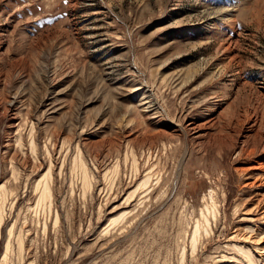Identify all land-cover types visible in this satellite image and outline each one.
Returning a JSON list of instances; mask_svg holds the SVG:
<instances>
[{"label":"rangeland","instance_id":"obj_1","mask_svg":"<svg viewBox=\"0 0 264 264\" xmlns=\"http://www.w3.org/2000/svg\"><path fill=\"white\" fill-rule=\"evenodd\" d=\"M263 176L264 0H0V264H264Z\"/></svg>","mask_w":264,"mask_h":264},{"label":"bare ground","instance_id":"obj_2","mask_svg":"<svg viewBox=\"0 0 264 264\" xmlns=\"http://www.w3.org/2000/svg\"><path fill=\"white\" fill-rule=\"evenodd\" d=\"M222 14V13H221ZM223 15V14H222ZM264 177V176H263ZM43 191L44 192H42V195H45V192L47 191V187L46 186H44V188H43ZM261 203V202H260ZM256 207H258V206H256ZM262 207V206H261ZM260 207V208H261ZM259 208V207H258ZM0 218H1V216H0ZM0 222H1V220H0ZM199 227L200 226H198V224H196V226H195V228H194V230H193V233H192V237H191V241H192V243L194 244L195 242H196V238H197V235H198V230H199ZM198 239V238H197Z\"/></svg>","mask_w":264,"mask_h":264}]
</instances>
